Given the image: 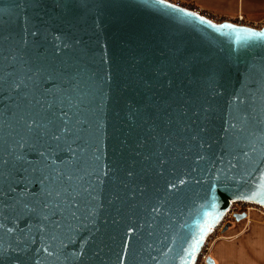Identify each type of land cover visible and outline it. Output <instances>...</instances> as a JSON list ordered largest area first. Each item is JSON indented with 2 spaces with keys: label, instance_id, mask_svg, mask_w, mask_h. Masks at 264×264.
I'll list each match as a JSON object with an SVG mask.
<instances>
[{
  "label": "water",
  "instance_id": "obj_1",
  "mask_svg": "<svg viewBox=\"0 0 264 264\" xmlns=\"http://www.w3.org/2000/svg\"><path fill=\"white\" fill-rule=\"evenodd\" d=\"M233 201L264 208V25L0 0V264H194Z\"/></svg>",
  "mask_w": 264,
  "mask_h": 264
},
{
  "label": "crops",
  "instance_id": "obj_2",
  "mask_svg": "<svg viewBox=\"0 0 264 264\" xmlns=\"http://www.w3.org/2000/svg\"><path fill=\"white\" fill-rule=\"evenodd\" d=\"M225 16L243 14L251 21L264 20V0H171ZM251 221L235 220L224 231L212 249L213 264H264V219L251 213Z\"/></svg>",
  "mask_w": 264,
  "mask_h": 264
},
{
  "label": "built area",
  "instance_id": "obj_3",
  "mask_svg": "<svg viewBox=\"0 0 264 264\" xmlns=\"http://www.w3.org/2000/svg\"><path fill=\"white\" fill-rule=\"evenodd\" d=\"M168 1H171V0H168ZM185 7L190 8L196 13L204 16L205 18L213 22H217V23L226 21V22L234 23L239 26L252 27V28H261L264 25V20L257 21V22L251 21L247 19L243 14H240V13L237 14L236 16H225V15L216 14L211 11L201 10V9L191 7V6H185ZM242 213L245 214V217L242 220L246 222L242 230H244L246 228V225L250 223V221L252 220L251 213H256L264 219V208L258 205H255V204L245 202V201L231 202L222 221L219 223V225L215 229L212 230V232L205 239L194 264H209L208 261L211 258V253H212L214 244L218 240L226 237L224 236L225 229H227L229 224L235 220L236 215L242 214Z\"/></svg>",
  "mask_w": 264,
  "mask_h": 264
}]
</instances>
